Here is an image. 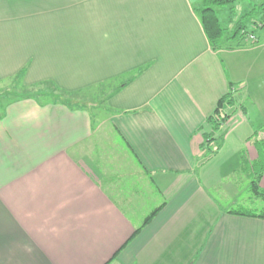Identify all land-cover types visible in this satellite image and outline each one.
Masks as SVG:
<instances>
[{
    "label": "crops",
    "instance_id": "crops-1",
    "mask_svg": "<svg viewBox=\"0 0 264 264\" xmlns=\"http://www.w3.org/2000/svg\"><path fill=\"white\" fill-rule=\"evenodd\" d=\"M200 1L0 0V85L95 88L106 114L1 110L0 264H264V219L233 213L264 161V25L213 50Z\"/></svg>",
    "mask_w": 264,
    "mask_h": 264
},
{
    "label": "trees",
    "instance_id": "trees-1",
    "mask_svg": "<svg viewBox=\"0 0 264 264\" xmlns=\"http://www.w3.org/2000/svg\"><path fill=\"white\" fill-rule=\"evenodd\" d=\"M237 1L238 0H201L199 3V6L201 9L197 10L194 8L201 22L205 36L213 50H218L222 47H225L224 45L226 43H229L231 40H234V39H238V44H240V42H243V40H246L244 33L249 32L247 30L248 26L246 25V23L252 17V11L254 9H252L250 12L243 15L234 25L231 35L229 37H226L225 36L226 29L220 25L219 19L216 15V11L214 10L213 7H211V6L221 7V6L233 5ZM258 9H259L258 13L260 14V19H259L260 21L258 23H260V25H264V1L259 5ZM258 23H256L255 26ZM250 33H253V31H250ZM21 81H22V73H20L19 75H17L16 77L10 80L7 79L1 85H4V84L11 85V83L13 84V86L15 84L22 85ZM46 84L47 83L37 85L35 87H30V88H27L24 86L26 88V93L28 94L12 93L14 91H11L12 89L11 87L9 91H7L5 94H0V95L6 96L9 100L8 102H11V101H14L20 98H24V97H32V98H37L41 100L51 99L52 102H61V103L69 104L70 99H72L73 93H67V92L61 91L55 88L53 85H52L53 89L44 88V85ZM29 89L31 91H29ZM9 94L11 95L9 96ZM235 103H236V98L231 89L226 95H224L221 99L218 100L212 115L207 118V123H209L212 127V131L209 133V136L207 138L208 139L207 143L211 144L209 148H210V151L212 152L218 149V144H216L217 143L216 141L222 140L221 136L219 134L217 135V133L219 132L221 126L223 125L224 121L228 117L227 113L224 110L226 107H234ZM256 135L254 139L259 137L258 135H257L258 137ZM254 167L256 168L257 171H254V177H251L250 179L251 192L254 198L264 202V180H262L263 175H264V161H262V158L261 159L258 158L257 164H255L253 168ZM159 209L160 207L153 210L144 219L142 226L146 225L155 216V214L158 212ZM233 213L236 215H241V216L257 217V218L264 219V209H260L259 212L236 211ZM138 231L139 229L135 230L134 234H136Z\"/></svg>",
    "mask_w": 264,
    "mask_h": 264
},
{
    "label": "rangeland",
    "instance_id": "rangeland-1",
    "mask_svg": "<svg viewBox=\"0 0 264 264\" xmlns=\"http://www.w3.org/2000/svg\"><path fill=\"white\" fill-rule=\"evenodd\" d=\"M264 0H238L235 2L233 5H227V6H221V7H214V10L216 11V15L219 19L220 25L226 29V37H229L232 33V29L234 28V25L236 22L246 13L250 12L252 9V17L247 21L246 25L248 26L247 30L253 31L255 33H258V29L255 26L256 23H258L260 20V14L258 13V7L259 5L263 2ZM194 8L197 10H200L199 4L194 5ZM257 29V30H256ZM12 87L11 91H14L12 93H23V94H28L26 93V88L24 85H19L15 84H4L0 85V94H5L9 89ZM44 88L48 89H53L52 85L46 84L44 85ZM24 91V92H22ZM29 91H31L29 89ZM41 91V90H40ZM43 91V90H42ZM100 90L92 88L89 90H86L82 93H79L78 98L76 97L75 99L72 98L70 99L69 105H72L73 107H86L89 110L93 111L94 118L95 120H101L104 119L106 114L100 110V107L103 106V103L101 101L100 97ZM11 94H9L10 96ZM73 96V95H72ZM44 101H51V99H42ZM8 98L6 96H1L0 95V112L3 107H5L6 103L8 102ZM210 146V145H209ZM250 185V181H248V186ZM239 191L236 193L235 199L239 201V203H242L247 207L248 204V198L250 199V204L251 207L250 209L253 212H259L260 211V206L263 204L261 200H258L252 197H248V192H246L244 184H239L238 187ZM251 193V192H250ZM215 197V195H213ZM233 199V198H232ZM231 200V199H229ZM223 205H226V201H221ZM242 205V204H241ZM236 207V206H235ZM234 207V208H235Z\"/></svg>",
    "mask_w": 264,
    "mask_h": 264
},
{
    "label": "built area",
    "instance_id": "built-area-1",
    "mask_svg": "<svg viewBox=\"0 0 264 264\" xmlns=\"http://www.w3.org/2000/svg\"><path fill=\"white\" fill-rule=\"evenodd\" d=\"M257 25H260V23H258ZM244 35L246 37V40H245L246 42L254 43L256 41V36L253 33L247 32V33H244Z\"/></svg>",
    "mask_w": 264,
    "mask_h": 264
}]
</instances>
